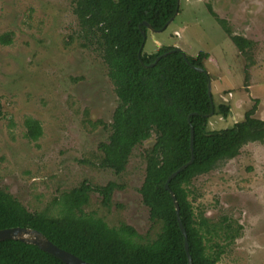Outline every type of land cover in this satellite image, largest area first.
<instances>
[{
	"label": "rangeland",
	"instance_id": "374dc122",
	"mask_svg": "<svg viewBox=\"0 0 264 264\" xmlns=\"http://www.w3.org/2000/svg\"><path fill=\"white\" fill-rule=\"evenodd\" d=\"M210 10L252 45L242 52ZM78 30L71 0H0V37L11 39L0 40V188L40 211L83 181L93 187L113 181L111 205L92 191L85 210L151 240L160 224L150 219L140 188L156 135L134 148L123 172L101 166L100 144L109 139L119 101L105 61L83 46ZM163 42L191 56L209 53L214 102L231 106L227 118H211V129L232 126L252 108L264 119V0H180L175 21L149 32L144 50ZM29 117L41 123L37 140L27 136ZM188 189L197 218L222 235L213 238L224 246L219 264H264V142L246 144ZM229 223L242 227L234 239L224 238Z\"/></svg>",
	"mask_w": 264,
	"mask_h": 264
},
{
	"label": "trees",
	"instance_id": "16d2710c",
	"mask_svg": "<svg viewBox=\"0 0 264 264\" xmlns=\"http://www.w3.org/2000/svg\"><path fill=\"white\" fill-rule=\"evenodd\" d=\"M71 1L79 22V38L83 46L98 52L105 61L119 101L109 139L100 144V164L123 172L134 148L155 133V142L145 153L146 175L140 193L149 207L150 219L160 224V231L155 238L143 241L135 227L126 223L110 226L104 218L85 210L92 191L102 195L105 206L111 205L112 194L118 188L113 181L96 187L83 181L55 199L53 209L40 211L29 210L9 190L0 188V230L36 229L57 246L94 264H189L174 199L165 184L192 156L193 127L194 160L169 185L180 206L192 264H219L224 246L213 242V238L222 235L205 217L197 218L188 188L197 176L235 158L246 144L264 142V119L257 117L252 108L232 126L211 129V118L218 114L227 118L231 106L216 104L213 93L208 92L211 76L205 60L209 53L200 51L191 56L183 50L172 51L175 43L164 42L152 52L144 50L151 32L144 22L157 30L168 29L180 12L178 0ZM211 13L224 24L242 52L252 45L246 37L233 34L214 11ZM172 17L174 21L166 26ZM0 40L11 41L7 35ZM25 124L29 138L42 136L38 120L29 117ZM241 228L239 225L234 230L227 224L224 238L234 239ZM0 264L67 263L38 245L7 239L0 241Z\"/></svg>",
	"mask_w": 264,
	"mask_h": 264
},
{
	"label": "water",
	"instance_id": "95a60500",
	"mask_svg": "<svg viewBox=\"0 0 264 264\" xmlns=\"http://www.w3.org/2000/svg\"><path fill=\"white\" fill-rule=\"evenodd\" d=\"M180 5V0H178V6ZM175 17H172L166 24V26L170 25L173 21H174ZM144 24L150 29L152 34L158 33L163 31V29L157 30L154 29L150 23L148 22H144ZM144 33V32H143ZM144 35H146L144 33ZM177 50H181L179 48H175L172 51H177ZM160 59V57L157 58V60L152 63L151 65H155L157 63V61ZM200 69V68H199ZM205 71L204 69H200ZM208 87H209V94L211 95L212 92V80L209 81L208 83ZM194 128L191 127V150H192V156L190 158V160L183 164L180 168H178L176 171H174L167 179V182L165 184L166 189H168L174 199V204L176 207V213H177V219L179 222V226L181 228V231L185 237V248L188 254V259H189V264H192V257L189 253V243H188V235H187V231L186 228L184 227L182 220H181V216H180V206L177 200V197L175 195V193L172 191V189L170 188V181L177 176L182 170H184L188 165H190L193 160H194ZM7 239H15V240H21L30 244H35L38 245L41 249L50 252L52 254H54L55 256L59 257L62 261H64L67 264H94L91 262H88L80 257H78L77 255L73 254L70 251H67L59 246H57L56 244H54L50 239H48V237L43 234L42 232L33 229V228H29V227H11V228H6V229H1L0 230V241H4Z\"/></svg>",
	"mask_w": 264,
	"mask_h": 264
}]
</instances>
